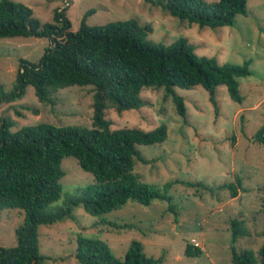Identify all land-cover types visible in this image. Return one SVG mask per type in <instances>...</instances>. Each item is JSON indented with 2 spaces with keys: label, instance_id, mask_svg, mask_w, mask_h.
<instances>
[{
  "label": "rangeland",
  "instance_id": "374dc122",
  "mask_svg": "<svg viewBox=\"0 0 264 264\" xmlns=\"http://www.w3.org/2000/svg\"><path fill=\"white\" fill-rule=\"evenodd\" d=\"M33 11L40 23H53V12L64 9L71 31L78 30L88 10L86 24L101 26L110 22L136 19L150 25L148 40L170 45L184 38L199 57L214 58L219 64L242 65L251 60V75L240 78L243 101L235 103L225 86L216 89L217 112L201 86L190 90L175 88L186 106V116L175 112L171 98L163 89L144 90L150 105L120 114L111 110L106 118L111 129L138 128L150 131L167 127L161 144L138 146L146 163L136 161L134 174L141 182L161 189L176 182L168 194L177 214L167 211L168 203L153 201L142 206L128 201L122 209L92 217L82 208L73 210L75 220L38 228L41 254L48 264H77L76 241L79 236H97L107 243L114 256L123 260L132 240L141 242L149 258H162V264H232L230 221H239L248 232L234 244L237 251H253L259 264L264 225V147L255 134L264 125V0H247V15H238L232 27L203 28L161 11L144 0H11ZM211 3L217 0H204ZM49 42L43 38L0 39V86L11 91L16 82L19 60L37 62ZM92 86H70L52 91L48 103H40L31 86L19 101L2 104L0 118L10 119L11 132L22 127L48 124L54 127L92 128ZM39 113L35 115L32 110ZM64 177L60 180V199L51 210L64 205L68 196L94 182L73 157L62 160ZM241 181V189L231 198L223 184ZM202 183L211 191L189 188L181 183ZM106 220L132 228L116 229L101 223ZM24 213L16 209L0 211V248L16 245L15 230L23 224ZM194 243L199 244L195 247ZM190 248V255L186 249Z\"/></svg>",
  "mask_w": 264,
  "mask_h": 264
},
{
  "label": "trees",
  "instance_id": "16d2710c",
  "mask_svg": "<svg viewBox=\"0 0 264 264\" xmlns=\"http://www.w3.org/2000/svg\"><path fill=\"white\" fill-rule=\"evenodd\" d=\"M164 13L188 25L203 28L232 27L238 15H247V0H144ZM83 15L77 31L65 9L53 12V23L42 24L27 6L11 0H0V39L43 38L49 44L37 62L19 60L16 82L11 91L0 86V106L23 98L31 86L40 103H48L52 91L70 86H92V128L54 127L48 124L22 127L11 132L13 122L0 118V211L16 209L24 213V221L15 230L16 245L0 248V264H48L41 254L38 228L66 220H75L73 210L82 208L92 217H100L122 209L128 202L149 206L153 201L175 207L168 192L179 183L167 182L161 189L141 182L134 174L141 158L138 146L161 144L167 139V127L153 130L138 128L111 129L106 118L109 111L120 114L139 110L150 104L141 96L144 90L163 89L164 98H171L175 112L185 118L186 106L175 88L190 90L201 86L217 112L216 89L225 86L229 97L241 103L239 79L251 75V60L242 65L219 64L214 58L199 57L184 38L170 45L148 40L152 27L140 25L136 19L88 26ZM32 110L31 108H26ZM32 113L39 112L34 109ZM255 142L264 147V125L255 134ZM73 157L82 171L92 174L94 182L68 196L62 207L50 206L61 197L64 177L62 160ZM189 188L211 191L202 183H181ZM231 198L241 187L239 178L223 184ZM116 229L132 228L101 220ZM232 264H257L251 250L237 251L235 242L248 232L236 220L230 221ZM259 264H264V225ZM186 249L188 257L190 251ZM77 264H162V258H149L141 242L132 240L123 260L112 253L97 236H79L76 241Z\"/></svg>",
  "mask_w": 264,
  "mask_h": 264
},
{
  "label": "built area",
  "instance_id": "2783aa9c",
  "mask_svg": "<svg viewBox=\"0 0 264 264\" xmlns=\"http://www.w3.org/2000/svg\"><path fill=\"white\" fill-rule=\"evenodd\" d=\"M63 4H64V9L68 7V3H67L66 1H64ZM194 246H195V247H199V244L194 243Z\"/></svg>",
  "mask_w": 264,
  "mask_h": 264
}]
</instances>
